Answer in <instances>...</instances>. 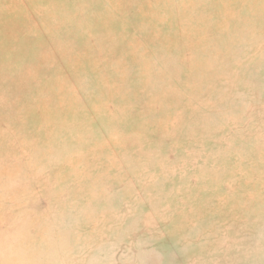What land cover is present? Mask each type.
I'll list each match as a JSON object with an SVG mask.
<instances>
[{
	"label": "rangeland",
	"instance_id": "obj_1",
	"mask_svg": "<svg viewBox=\"0 0 264 264\" xmlns=\"http://www.w3.org/2000/svg\"><path fill=\"white\" fill-rule=\"evenodd\" d=\"M0 264H264V0H0Z\"/></svg>",
	"mask_w": 264,
	"mask_h": 264
}]
</instances>
